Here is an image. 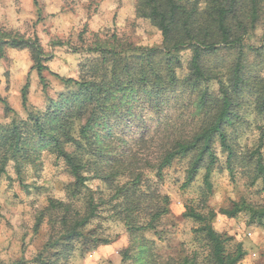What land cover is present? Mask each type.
<instances>
[{"label":"trees","instance_id":"1","mask_svg":"<svg viewBox=\"0 0 264 264\" xmlns=\"http://www.w3.org/2000/svg\"><path fill=\"white\" fill-rule=\"evenodd\" d=\"M136 2L138 16L160 31L161 48L133 47L116 35L109 42L96 39L86 50L93 57L81 65L78 79L52 73L68 89L67 93L61 94L57 101H50L45 112H38L30 106L27 81L21 93L27 119L15 117L10 125H0V179L9 163L15 164L21 179L23 166L34 163L37 153L45 150L62 158L74 179L68 190V199L74 203L50 199L37 221L40 226L50 216L57 234L46 250L57 246L59 256H68L79 246L97 248L109 244L92 232L85 233L98 210L106 204L101 198L96 201L97 192L90 186V182L98 179L111 190L113 212L141 251L139 256L131 257L132 249H127L124 261L136 258L135 264H153L141 234L157 232L159 222L169 212L170 198L145 176V167H140L145 160L135 151L117 152L120 144L113 130L134 114L139 103L151 105L154 114L162 115L169 92L184 90L175 102L190 111L194 129L189 133L179 129L166 137L162 155L152 169L160 182L164 169L176 160L189 159L186 186L204 170V185L210 195L211 177L218 164L215 152L218 143L227 156L230 173L235 172V164L240 161L239 166L254 168L252 183L259 179L264 183V81L247 77L241 59L245 38L258 24L264 26V0H207L203 10L199 9V3L190 6L184 0ZM5 46L30 51L35 63L33 70L47 90L45 73L50 72L46 65L49 58L39 39L9 35L6 40L0 34V60ZM186 50L192 52V57L184 68L181 54ZM223 51L239 54L226 75L216 73L209 65V59ZM247 91L255 94L252 105L263 126L258 149L250 157H239L226 130L241 124L239 109ZM0 103L6 114L14 113L4 99L0 98ZM139 141L146 142L145 138ZM75 203L82 208H73ZM244 211H250L260 221L264 219V207L255 210L245 203L221 213L234 217ZM216 215L212 209L206 214L191 211L188 215L201 225L198 232L209 248L207 264H239L245 253L241 247L234 253L227 251L228 239L217 233L212 224Z\"/></svg>","mask_w":264,"mask_h":264},{"label":"rangeland","instance_id":"2","mask_svg":"<svg viewBox=\"0 0 264 264\" xmlns=\"http://www.w3.org/2000/svg\"><path fill=\"white\" fill-rule=\"evenodd\" d=\"M206 1L184 0L190 6L199 3L200 10ZM136 5V0H0L1 36L6 40L9 35L25 40L38 38L49 58L46 65L50 69L45 73L48 88L44 90L33 70L35 63L30 51L4 47V57L0 60V98L14 113L6 114L0 103V125H10L15 117L27 119L21 95L27 81L30 82V106L38 112H45L50 101H57L61 94L67 93L68 89L52 73L78 79L81 65L93 57L86 50L96 39L104 43L116 35L133 47L161 48L160 31L138 16ZM191 57L190 50L181 54L184 68ZM238 57V52L223 51L218 57L210 58L209 65L216 73L226 75ZM241 59L247 77L264 81L262 24L245 38ZM182 93L183 89L167 93L169 101L163 106L162 115L154 114L151 105L137 104L134 114L113 130L114 138L120 144L117 152L135 151L140 159L149 161L147 165L145 161L140 164L145 167V176L170 198L169 212L159 222L157 232L141 234L149 257L153 264H207L209 248L198 232L201 225L188 215L191 211L206 214L212 209L217 213L213 227L228 239L227 251L234 253L241 247L245 253L239 264H264V219L258 220L250 211L234 217L221 213L241 203L255 210L264 207V183L262 179L252 183L253 167L239 166L238 161L235 172L230 173L227 156L217 143L218 164L211 177L213 190L210 195L204 185V170H200L194 181L186 186L189 159L176 160L164 169L161 182L155 177L152 169L162 155L166 137L179 129L186 133L194 129L190 111L185 109L186 106L176 105L175 99ZM254 100L253 92H245L239 109L242 122L236 128L226 130L239 157H250L260 145L263 122L252 105ZM142 138L145 143L139 141ZM111 142L117 144L116 140ZM73 184L74 179L64 160L46 150L37 153L34 163L23 166L21 179L15 164L9 163L0 179L1 264H135L136 258L124 261L125 251L131 248V257L139 256L141 251L135 247L125 224L113 212L111 190L98 179L90 182V186L97 192L96 201L101 198L106 204L98 210L85 233L92 232L109 244L97 248L79 246L68 256H59L57 246L46 250L57 233L49 215L37 226L40 212L50 199L74 203L68 199V190ZM79 205L75 203L73 208H82Z\"/></svg>","mask_w":264,"mask_h":264}]
</instances>
